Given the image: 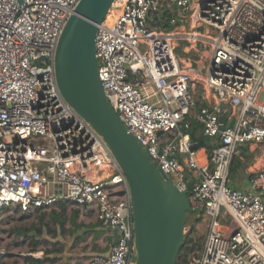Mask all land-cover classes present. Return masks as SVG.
I'll return each instance as SVG.
<instances>
[{"label":"built area","instance_id":"2783aa9c","mask_svg":"<svg viewBox=\"0 0 264 264\" xmlns=\"http://www.w3.org/2000/svg\"><path fill=\"white\" fill-rule=\"evenodd\" d=\"M79 1L0 0V231L8 211L65 202L118 233L87 264H136L128 179L57 82L58 42ZM182 41L197 46L196 65L178 53ZM96 56L106 97L205 224L187 264H264V168L249 166L247 189L230 185L242 148L264 159V0H114Z\"/></svg>","mask_w":264,"mask_h":264},{"label":"water","instance_id":"95a60500","mask_svg":"<svg viewBox=\"0 0 264 264\" xmlns=\"http://www.w3.org/2000/svg\"><path fill=\"white\" fill-rule=\"evenodd\" d=\"M114 0H80L60 36L55 70L67 102L103 136L124 171L131 192L136 264H177L192 205L129 132L106 94L98 71L96 37ZM194 144L193 149L204 145ZM118 233L115 234V242ZM68 258V255H66ZM66 264V262L64 263Z\"/></svg>","mask_w":264,"mask_h":264},{"label":"rangeland","instance_id":"374dc122","mask_svg":"<svg viewBox=\"0 0 264 264\" xmlns=\"http://www.w3.org/2000/svg\"><path fill=\"white\" fill-rule=\"evenodd\" d=\"M200 30L205 31V27H201ZM183 44L186 43L181 42L178 53L182 57L195 59V49L191 48L187 53ZM242 149L246 156L242 162L236 160L232 165V182L247 177L250 165L264 168V159L261 160L259 155L260 150H257L258 158L255 160V157L250 158L252 153L248 151L247 146ZM230 185L233 186L234 183ZM76 211L79 212L74 221L73 216ZM78 223H86L87 227L78 228L76 225ZM93 232L97 237L104 233L101 225L97 223L95 210L82 211L73 206L59 205L50 211L31 214H22L17 210L8 211L0 231V243L5 250L0 256V264H64L65 262L73 264L76 258L80 264H87L90 256L86 254L97 244ZM204 235L203 220L187 218L184 245L178 256L179 263L186 264V257L202 247ZM35 260L37 262H34Z\"/></svg>","mask_w":264,"mask_h":264},{"label":"crops","instance_id":"0c3cea01","mask_svg":"<svg viewBox=\"0 0 264 264\" xmlns=\"http://www.w3.org/2000/svg\"><path fill=\"white\" fill-rule=\"evenodd\" d=\"M185 45H187V47H186L187 48V53H188V51L191 48H194L195 49V51H196L195 52L196 58L195 59H192L191 58V59H192V64L193 65H196L195 60L199 56V54H198V52L196 50L197 46H195L193 44L190 45V46H188L189 45L188 42H186ZM248 178H249V174H248L247 177L242 178L243 180H241V181H235V182H232L231 181V183H234L233 187H235V188L247 189V186H248ZM115 234L116 233H113V232H105L104 231V233L101 236L97 237L95 235V233L93 232L94 237L97 238V242H96L97 244L94 245V246H92L89 249V252L86 255H89L91 257V256H93L94 254H97V253H109L110 252V249H111V244L115 240ZM86 263H88V261ZM73 264H80L79 262H77V258L73 261Z\"/></svg>","mask_w":264,"mask_h":264},{"label":"trees","instance_id":"16d2710c","mask_svg":"<svg viewBox=\"0 0 264 264\" xmlns=\"http://www.w3.org/2000/svg\"><path fill=\"white\" fill-rule=\"evenodd\" d=\"M169 15H170V13L169 12H166L165 13V17H169ZM199 127V125H197L196 123H194V130H193V138L194 139H198V138H200V137H202V136H199V132H198V128ZM236 160H239V159H235L234 160V162H233V164L236 162ZM239 162H241L240 160H239ZM60 205H63L64 207H66L67 206V203H65V202H63V203H61ZM78 212L79 211H76L75 213H74V216H73V220L75 221L76 219H77V215H78ZM188 218H191V214L189 213L188 214ZM97 223L98 224H100L98 221H97ZM77 225V227L78 228H86L87 226H86V224H84V223H78V224H76ZM93 226V225H92ZM184 249V248H183ZM32 259V258H31ZM34 262H37L36 260L34 261ZM177 264H181V263H177ZM187 264V263H186Z\"/></svg>","mask_w":264,"mask_h":264},{"label":"bare ground","instance_id":"6f19581e","mask_svg":"<svg viewBox=\"0 0 264 264\" xmlns=\"http://www.w3.org/2000/svg\"><path fill=\"white\" fill-rule=\"evenodd\" d=\"M182 35L192 37V34H182ZM176 36L178 35L176 34Z\"/></svg>","mask_w":264,"mask_h":264}]
</instances>
